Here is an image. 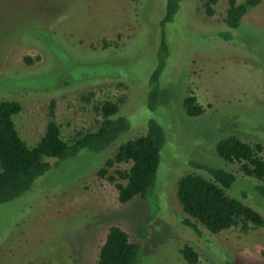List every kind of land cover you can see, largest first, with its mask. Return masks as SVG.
<instances>
[{
  "label": "rangeland",
  "instance_id": "1",
  "mask_svg": "<svg viewBox=\"0 0 264 264\" xmlns=\"http://www.w3.org/2000/svg\"><path fill=\"white\" fill-rule=\"evenodd\" d=\"M164 3L0 0V100L19 104L12 122L28 147L43 135L51 101L65 143L97 128L102 116L95 107L103 102L115 104L116 115L129 123L98 153L82 150L56 163L45 158L53 167L28 192L0 203V264H97L111 226L139 244V264H187L179 254L183 246L196 253L195 264H264V227L210 234L181 211L175 197L182 175L210 180L192 167L198 162L233 172L224 194L264 220V198L241 177L240 164L213 153L216 142L234 136L258 144L264 161V0L242 16L228 42L216 37L224 31L226 0H217L210 17L199 0H181L173 21L163 27L169 55L150 112L148 76L155 67ZM188 95L202 108L196 117L183 112ZM150 119L165 139L153 189L147 201L133 197L119 204L113 185L123 182L107 177L129 164L105 168L104 177L97 172L120 144L142 135ZM184 218L195 230L182 225Z\"/></svg>",
  "mask_w": 264,
  "mask_h": 264
},
{
  "label": "trees",
  "instance_id": "2",
  "mask_svg": "<svg viewBox=\"0 0 264 264\" xmlns=\"http://www.w3.org/2000/svg\"><path fill=\"white\" fill-rule=\"evenodd\" d=\"M199 1L204 15L212 16L217 0ZM180 2L181 0H165L158 23L159 40L155 52V67L148 76L146 97V109L150 112H153L157 105L158 80L169 55L163 27L173 21ZM226 2L227 7L222 18L224 31L216 34V37L224 42L232 39V33L238 28L242 16L256 6L259 0ZM24 61L31 63L28 58H24ZM181 106L188 117H196L202 113L201 106L196 104L191 95L183 98ZM53 108L54 103L51 101L48 106L49 120L45 124L43 135L35 145L28 147L20 139L12 122V116L20 111L19 104L0 100V203L11 201L28 192L34 181L53 167V164L44 160L45 158L54 159L56 163L70 159L82 150L91 154L98 153L129 128L127 119L116 115L117 106L103 102L95 107L102 116L97 128L93 132L76 134L69 143H65L60 139L59 128L53 121ZM164 140L162 127L152 119L147 120L142 135L120 144L112 158L103 162V168L97 172L99 177H104L105 168H110L113 164H129L128 169L116 170L114 177H107L110 183L115 179L123 182L113 185L119 204H124L133 197L142 201L149 199ZM259 152L258 144L249 145L234 136L221 139L213 146V153L220 160L240 164L241 177L250 179L254 183L253 189L264 198V161ZM191 165L206 172L210 180L188 173L176 181L175 197L181 211L188 218L195 220L210 234L233 227H238L241 233H245L250 227H264V220L258 213L224 194L223 190L229 189L235 180L233 172L211 168L198 162H191ZM188 218L182 220V225L195 230ZM138 234L144 237L141 231ZM139 253L138 243L129 242L125 232L111 226L99 247L97 264H139ZM179 254L187 264H195L197 261L196 253L188 246H183Z\"/></svg>",
  "mask_w": 264,
  "mask_h": 264
}]
</instances>
